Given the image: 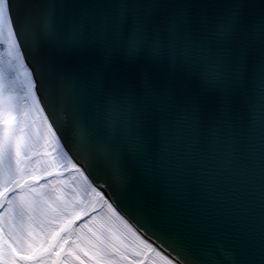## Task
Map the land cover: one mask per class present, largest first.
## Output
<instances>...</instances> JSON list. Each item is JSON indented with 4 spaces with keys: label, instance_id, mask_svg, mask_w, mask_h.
<instances>
[{
    "label": "snow or ice",
    "instance_id": "obj_1",
    "mask_svg": "<svg viewBox=\"0 0 264 264\" xmlns=\"http://www.w3.org/2000/svg\"><path fill=\"white\" fill-rule=\"evenodd\" d=\"M0 264H264V0H0Z\"/></svg>",
    "mask_w": 264,
    "mask_h": 264
},
{
    "label": "water",
    "instance_id": "obj_2",
    "mask_svg": "<svg viewBox=\"0 0 264 264\" xmlns=\"http://www.w3.org/2000/svg\"><path fill=\"white\" fill-rule=\"evenodd\" d=\"M259 166L257 165L251 170L250 177H249V185L251 186V192H245L246 195H251L255 201L256 206L259 207V198H260V183H259ZM213 243L217 247L224 248L227 250V241L223 238H218Z\"/></svg>",
    "mask_w": 264,
    "mask_h": 264
}]
</instances>
